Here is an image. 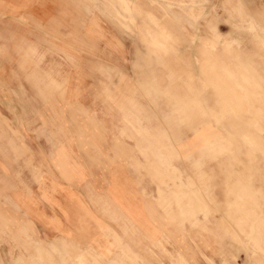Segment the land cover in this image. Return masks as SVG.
Wrapping results in <instances>:
<instances>
[{
    "label": "crops",
    "instance_id": "1",
    "mask_svg": "<svg viewBox=\"0 0 264 264\" xmlns=\"http://www.w3.org/2000/svg\"><path fill=\"white\" fill-rule=\"evenodd\" d=\"M4 1L11 3L9 13L25 19L6 25V17H0L4 82L19 80L27 86V73L41 71L67 94L74 79L97 81L98 75L92 74L97 64L121 71L107 80L115 83L110 95L115 101L114 123L73 127L57 121L50 128L38 117L44 113L43 104L32 89L29 102L3 93L17 102L6 100L2 114L7 118L14 117L12 107L34 105L35 112L25 115L23 125L8 123L0 112V195L24 210L28 222L37 218L35 227L42 234L27 221L20 231L52 257L50 264H82L81 256L83 264H119L125 256L130 264H264V201L259 218L221 216L234 200L231 186L220 180L219 155H203L212 149V129L204 128L197 107L186 104L187 30L206 14L209 0H149L152 6L144 0H119L120 5L112 0ZM141 13L159 19L161 29L148 28L147 17L136 16ZM164 32L184 41H162L159 35ZM49 58L53 67L46 68L44 60ZM233 89L228 92L237 93ZM75 94L74 90L70 96ZM239 98L245 99L244 94ZM67 100L72 106L69 102L74 100ZM238 132L250 139L245 130ZM58 146L67 148V161L75 165L71 179L55 166ZM32 163L45 172L46 187L56 185L47 191L51 202L40 196L38 177L32 180ZM19 189L34 193L36 208L47 217L56 216L60 228L49 225L47 218L39 219ZM249 190L257 200L264 183ZM8 234L0 228V237ZM36 257V264H44L38 251Z\"/></svg>",
    "mask_w": 264,
    "mask_h": 264
},
{
    "label": "rangeland",
    "instance_id": "2",
    "mask_svg": "<svg viewBox=\"0 0 264 264\" xmlns=\"http://www.w3.org/2000/svg\"><path fill=\"white\" fill-rule=\"evenodd\" d=\"M112 2L121 4L119 0H112ZM144 2L153 5L149 3V0H144ZM10 4L4 0L0 1V17H6V25L10 21L17 23L25 21L9 13ZM205 6L206 14L197 20L195 28L187 30L186 89L188 97L186 104L197 107L198 116L201 115L206 124L204 128L210 126L212 129L210 138L212 149L203 155L205 159L219 155L220 180L224 186H231L233 194L227 195L234 196V200L227 203L225 213L221 211V216H230L243 221L259 218L256 214L259 211L260 214L263 212L261 205L264 201V190L258 193L259 199L256 200V194L251 193L249 187L255 183H264V0H209ZM93 14H97V11H93ZM141 15L147 17L148 28L154 31L161 29L159 19L142 13L136 16ZM119 27L123 26L119 24ZM134 28L136 29L135 26ZM46 34L43 30V35ZM191 35L195 36L193 40H191ZM159 37L165 42L184 41L183 37L182 39L172 38L167 33L160 34ZM8 56L7 53L6 58H9ZM0 59H3L1 54ZM52 63L50 58L48 61L46 59L44 67H53ZM92 68V74L98 75L94 77L97 81L85 83L72 78L74 80L69 82V85L73 90L63 94L58 83L42 74L41 71L37 74L35 70L27 73L25 77L27 86L19 80L15 83L4 82L5 78L2 66H0V112L2 114V109L9 101L14 105L16 98L18 101L29 102L28 91L32 89L43 104L44 113H38L43 126L51 128L57 121L69 123L73 127L83 122L108 121L114 123L116 121L115 101L110 95L114 94L115 83L107 80L113 79L121 71L100 64ZM83 70L84 67L81 73L84 72ZM196 73L197 75L193 76ZM230 87H234L237 93H229ZM247 89L250 90L248 93ZM74 90L76 96H70ZM3 93L14 95L16 98H4ZM242 94L245 99L239 98ZM67 98L74 100L69 102L72 106L67 105ZM10 109L14 117L9 119L2 114L3 117L8 120V123L16 121L19 125H23L28 120L25 117L26 114L35 112L34 105H31L30 109H26L25 105H22L21 110H15L14 107ZM242 130L249 133V140L242 139L238 132ZM214 131H216L215 135ZM50 133L53 137L56 136L52 129ZM0 137H3V131H0ZM85 147L91 154L89 146ZM46 149L47 146L44 145V151ZM91 149L93 157H96L95 148ZM67 153L65 146L56 147L55 166L60 169L63 177L71 179L75 173L73 170L75 165L67 161ZM15 164L18 167L19 163ZM32 167L36 169L32 180L35 181L34 176L38 177L37 184L42 190L40 196L51 202V195L47 191L55 189L56 185L51 184L46 187L45 172L35 163H32ZM34 169L31 168V171L33 172ZM12 179L16 182L19 180L17 177ZM206 180L210 181L211 178ZM19 195L28 201L27 205L38 215L39 219L47 218L49 225L57 230L60 228L56 216L47 217L43 211L36 208L37 197L34 193L27 191L24 194L19 189ZM255 200L261 209L256 206ZM10 214L15 216V221L11 219ZM0 218V228H5L9 233L0 237V264L1 262L2 264L5 262L7 264H36L37 251L40 261H44V264L52 263V257L44 254V249L36 245L37 241L27 238L20 231V224L28 222L26 212L12 206L1 195ZM36 219L33 218L28 223L36 230V234L40 235L42 234L41 229L35 227ZM236 227L239 229L238 226ZM61 232L69 233L65 230ZM238 233L242 235L244 231L240 228ZM47 245L49 246L47 249L51 251L52 243ZM63 245L67 244L63 243ZM9 249H12V252H8ZM80 261L83 264L82 256ZM112 263L109 262V264ZM130 263L131 258L125 256L119 264Z\"/></svg>",
    "mask_w": 264,
    "mask_h": 264
},
{
    "label": "bare ground",
    "instance_id": "3",
    "mask_svg": "<svg viewBox=\"0 0 264 264\" xmlns=\"http://www.w3.org/2000/svg\"><path fill=\"white\" fill-rule=\"evenodd\" d=\"M201 13V12H200Z\"/></svg>",
    "mask_w": 264,
    "mask_h": 264
}]
</instances>
